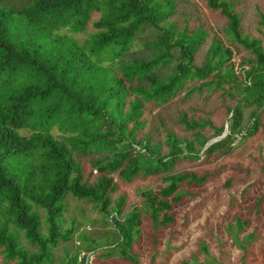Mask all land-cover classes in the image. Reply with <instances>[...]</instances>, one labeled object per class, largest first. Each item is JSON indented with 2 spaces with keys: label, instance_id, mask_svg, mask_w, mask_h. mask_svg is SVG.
Masks as SVG:
<instances>
[{
  "label": "trees",
  "instance_id": "1",
  "mask_svg": "<svg viewBox=\"0 0 264 264\" xmlns=\"http://www.w3.org/2000/svg\"><path fill=\"white\" fill-rule=\"evenodd\" d=\"M25 1L16 7L0 0L3 261L49 263L55 245L70 236V230H60L66 196L91 202L106 214L108 194L114 189L112 174L124 181L138 173L164 174L162 187L155 192L146 188L140 196L152 226L171 223L169 211L181 198L178 185L202 184L207 177L171 172L174 161L198 158V152L227 154L233 134L240 129L239 102L255 107L249 113L250 123L243 127L244 135L257 130L258 110L264 105V50L259 40L241 33L239 13L228 0H203L224 18L222 33L228 46L209 33L186 0ZM258 23L264 26L260 12ZM88 26L93 31L77 42L71 34ZM147 27L158 32L145 42L146 50H130L134 37ZM204 42L207 47L196 64ZM231 47L247 50L251 56L245 60L247 69L239 74L230 61ZM203 89H220L222 96L239 99L227 109V133L204 149L210 136L202 129L211 126L209 120L178 115V122L191 131L190 137L179 139L163 128L157 115L150 121L142 118L146 108L182 102ZM24 128L29 134L19 133ZM158 129L162 141L153 135ZM222 130V125L214 127V136ZM161 143L166 147L163 154ZM80 157L90 160L97 172L94 181L82 179ZM121 204L122 199L113 207L115 213L119 214ZM37 209L44 213L42 220ZM110 222L120 236L122 256L133 261L124 252L138 232V209L132 206L122 222L114 217ZM18 232L35 247L34 252L18 243ZM70 262L82 260L76 262L74 254Z\"/></svg>",
  "mask_w": 264,
  "mask_h": 264
},
{
  "label": "rangeland",
  "instance_id": "2",
  "mask_svg": "<svg viewBox=\"0 0 264 264\" xmlns=\"http://www.w3.org/2000/svg\"><path fill=\"white\" fill-rule=\"evenodd\" d=\"M188 8L196 9L200 21L209 33L228 46L222 33L224 18L215 10L206 7L203 0H186ZM240 16L241 33L256 38L264 50V26L258 23V13L264 16V0H228ZM25 0H2L4 5L23 6ZM97 13L92 15L93 19ZM182 26V22H178ZM93 31L88 26L84 32L71 34L77 42ZM58 32H65L60 29ZM158 31L147 27L134 37L132 51L145 49V42L151 40ZM208 41V40H206ZM207 42L201 46L195 56L199 64ZM147 48V47H146ZM234 71L239 74L247 69L245 60L251 58L249 51L231 47ZM141 51L139 53H142ZM177 57L174 52V59ZM174 62L172 61L170 65ZM168 71V70H167ZM198 83V82H196ZM233 98L221 95L220 89H203L193 92L184 101L176 100L163 108H146L142 118L147 121L158 116L165 130H171L179 139L190 137L191 131L185 130L178 122V115L187 119H206L211 126H204L202 132L211 138L213 128L228 125ZM240 129L233 134V141L227 154L216 153L204 156L198 152V158L181 157L174 161L171 172H192L206 174L202 184L183 181L177 192L181 195L173 203L169 213L173 221L166 226L151 225L140 192L146 188L155 192L162 187V173L143 175L138 173L129 181L112 174L114 189L109 192L110 204L107 213L99 212L91 202L67 195L65 209L61 215L60 230H70L69 239L59 241L52 249L51 261L47 264H71L70 258L76 254V262L81 264H264V105L258 110L259 125L252 134L244 135L243 127L250 123L249 113L255 107L242 102ZM146 130V129H145ZM27 128L20 129L22 135L29 134ZM144 132V130H143ZM54 134V130L52 131ZM227 133V128H226ZM158 141L163 140V132L153 134ZM198 148L197 144H194ZM166 147L161 143L160 153ZM82 167V179L94 181L97 172L86 157L79 158ZM122 199L119 214L113 211L115 204ZM132 206L139 211L138 232L133 233L130 246L125 254L133 261L122 256L120 236L110 222V217L123 221V215ZM40 220L44 213L37 209ZM239 222V223H237ZM11 228V227H10ZM41 232L44 234L42 224ZM18 243L28 252L35 247L29 245L18 232ZM0 249V264H14L15 261H3Z\"/></svg>",
  "mask_w": 264,
  "mask_h": 264
},
{
  "label": "water",
  "instance_id": "3",
  "mask_svg": "<svg viewBox=\"0 0 264 264\" xmlns=\"http://www.w3.org/2000/svg\"><path fill=\"white\" fill-rule=\"evenodd\" d=\"M226 128H227V126L224 125L221 134H220L217 138H211V139L207 140L206 143H205L204 146H203V149H204L206 146H208L209 144H211L212 142L216 141L217 139L222 138V137L226 134Z\"/></svg>",
  "mask_w": 264,
  "mask_h": 264
}]
</instances>
